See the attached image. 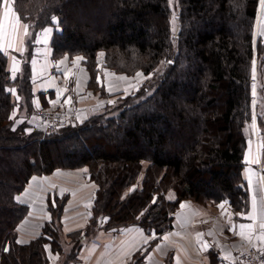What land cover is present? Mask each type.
<instances>
[{
    "label": "trees",
    "instance_id": "16d2710c",
    "mask_svg": "<svg viewBox=\"0 0 264 264\" xmlns=\"http://www.w3.org/2000/svg\"><path fill=\"white\" fill-rule=\"evenodd\" d=\"M2 5L0 0V15ZM13 5L30 26L28 59L38 32L51 27L55 59L82 55L92 74L102 52L107 68L141 70L148 77L136 92L116 93L113 107L44 130L30 121L36 108L29 61L12 79L8 57L0 52V264H48V244L63 252L57 225L69 195L50 197L53 218L40 235L21 242L18 229L30 208L17 197L32 177L56 169L86 168L96 187L89 224L72 232L78 243L102 224L106 230L131 224L157 233L172 229L186 199L248 209L244 155L253 116L259 0H178L177 30L168 0H13ZM53 16L59 23L51 22ZM257 49L264 92V42ZM92 84H98L94 77ZM10 88L15 95L6 91Z\"/></svg>",
    "mask_w": 264,
    "mask_h": 264
},
{
    "label": "crops",
    "instance_id": "0c3cea01",
    "mask_svg": "<svg viewBox=\"0 0 264 264\" xmlns=\"http://www.w3.org/2000/svg\"><path fill=\"white\" fill-rule=\"evenodd\" d=\"M52 36L53 29L48 37L47 44L40 43L36 45L33 57V60L36 61L35 65L32 63V84L36 110L43 105L61 104L70 109L72 108V110L82 111V114L85 115L89 109L103 105L108 98L98 92H93L88 87L90 78L88 71H79V75L75 71H71L69 69L70 62L74 63V60L68 56L58 60L53 59ZM61 60H64L63 64L59 63ZM9 68L12 69L11 59L9 60ZM67 69L70 71H67ZM19 72L20 70L16 75ZM110 86L107 87L108 90L109 88L112 90V86ZM121 90L113 91L118 92ZM40 93H44L45 97L42 98ZM87 95L92 99L90 104H81L83 101L87 102ZM69 98H71L70 102L66 103ZM101 102L103 103L101 104ZM37 103L39 107H37ZM244 172L246 176L247 171L244 170ZM95 190L96 187L89 179L86 168L56 169L51 174L32 177L24 192L18 196V200L27 204L30 208L29 213L21 221L18 228L20 241L28 242L41 234L43 225L51 220L48 211V200L55 193H70L62 217L64 230L71 232L84 228L92 215ZM250 190V208L242 213L241 217L227 209L225 211H218L216 208L211 210V208L184 201L181 205L187 204L189 207H180L176 215L174 228L160 235V241L152 246L145 260L132 262L137 251L147 247V243H144L137 233H126L122 230L123 235L121 237L110 239L109 230L103 229L99 232L95 241L85 244L81 260L69 264H166L165 260L170 256L172 258L170 264H244L238 259L236 248L244 244L264 245L255 238L249 243L238 235L240 224L253 223V221L246 219V216L252 211L253 195L257 197L259 210L261 190L257 188L254 180H252ZM193 212L199 214L193 215ZM182 220L184 221L183 226L181 225ZM255 223L257 227L253 237L259 234V217ZM233 226H235L234 229ZM173 233H179V235H172ZM196 233L203 234L202 242L208 244L206 250H201V244H198L196 240ZM209 233L212 234L209 235ZM144 235L149 236L145 231ZM155 236L158 237L159 234ZM166 236L168 240L164 239ZM125 253L128 255H125ZM229 253V258L224 259L225 255ZM50 255L51 258L55 256L54 254ZM52 262L53 258L50 264H53Z\"/></svg>",
    "mask_w": 264,
    "mask_h": 264
},
{
    "label": "rangeland",
    "instance_id": "374dc122",
    "mask_svg": "<svg viewBox=\"0 0 264 264\" xmlns=\"http://www.w3.org/2000/svg\"><path fill=\"white\" fill-rule=\"evenodd\" d=\"M168 2H169V6L171 8V11H172V25H173L174 30H177V27H178V12H179V10H178V7H179L178 6V0H168ZM13 8H14V5H13ZM3 9H4V3L2 5L0 18H2ZM14 11H16L15 8H14ZM174 14H175V20L173 19ZM17 15H18V13H17ZM21 22L22 23H26V22H24L22 20H21ZM262 29H264V20L261 19V9H260V0H259L257 16H256L255 24H254V33H253V35H254V37H253L254 46H255V51H256V56L254 58V60H255V68H256V72H255L256 93H255V96H253V114H255V116H256V126H255V129H253L252 121H251V123L247 127L248 144H247V148H246V151H245V155H246L249 152V149H251V157L252 158H255L257 155H259L260 163H258V164H246V166H245V170L246 171L248 169H251V171L253 173L252 180H254V182L256 183V186H257V188H259V190H261L262 187H264V180H262V177H264V148L259 147L261 144H264V92L263 91L260 92L261 84H260V80H259L260 76H259V72H258L259 71L258 70L259 61L257 59V52H258L257 48H258V45H259V43L261 41L264 42V35L258 34V33H260V31ZM42 30L43 29H41L38 33H40ZM29 34H30V28H29ZM29 34L26 37H24V51H23V53L17 51L15 48H13V49H8L7 50V54H6L7 57H8V60H10L11 57L15 56L16 59L19 62H21L20 71L22 70V66H23V64H24V62L26 60H28L29 63H30L31 71L33 69L32 60H33V57L35 55V48H36L37 43H36V45L33 48V53L31 55V57H29V59H28L27 58V53H28L29 48L27 46V38H28ZM36 39H37V36H36ZM36 39H35V41H36ZM78 56L82 57L83 59L80 60L79 62H76L75 58L78 57ZM68 57L71 58L72 60H74V63L70 62L71 66L69 67V69L71 71H75L76 74L79 71H83V70L88 71V73L90 74L89 75L90 76L89 82L91 81V78L94 77L95 78V82L98 83L97 85L96 84L95 85L92 84L93 88L91 86H88V87L91 90H93V92H98L101 95H102V92L99 89L103 88L106 91V93H107V98L108 99H107V101H105V103L103 105H101L99 107H96V108L90 107L92 109H89L85 115L82 114V111L78 112V111L72 110V108L70 109L67 106H62L61 104H57V105H43L39 109L35 110V113L30 118V121H32L33 124H38V126L41 127L44 130H45V127H44L45 123L40 119L41 118L40 117V113L42 111L58 112L61 115V117H63V121L59 122L57 127L60 124H62L64 121L66 123L75 124L77 122L82 121L87 115H90V114L95 113V112H101L106 107H113L119 101V99L116 98V96H117L116 93L124 92L121 96H124L126 94H130V93H134V92H136L138 90V88L142 85V83L148 77L141 70H139V71H137L136 73H133V74H126V73H119V72H116V71H113V70L107 68L106 65H105V61H104L105 60V55L100 56V54H99V56H98V66L96 67L95 71H92V74L87 69V66H85V64L83 62L84 61V57L82 55H75L73 57H70V56H68ZM53 59H55L54 56H53ZM55 60H58V59H55ZM12 63L13 62H12V59H11V65H12ZM69 69H67V71H70ZM138 72L142 73L143 75L141 77L137 78L136 74ZM78 75H79V73H78ZM121 77H126L127 79H121ZM89 82H88V85H89ZM252 83H253V77H252ZM107 84H109V85H107ZM110 84L112 86V90L111 91H109L107 89V87L110 86ZM130 84L137 85V88H135V89L134 88H129ZM126 88L128 89L127 92H125ZM117 89H122V90L118 91V92L113 91V90H117ZM85 94H87V92H85ZM252 95H253V93H252ZM86 100H87V102L83 101L81 104H86V103L90 104V100H92V99L89 98L88 95H87V99ZM109 100H113V101H115V103L114 104H109L108 103ZM21 112H19V116L20 115L24 116L25 115V111H21ZM259 113L262 116V122L261 123L258 122V114ZM23 116H20V118H23ZM20 118L18 120H20ZM256 150H257L258 154L257 153L255 154ZM245 155H244V161H245ZM245 177H246V179L248 181V176L246 175ZM249 189H250V187H249ZM54 195H59V196H62V197L66 196V195H69V198H70V193L69 192H66V193L65 192L61 193L60 192L59 194L55 193ZM69 198H68V200H69ZM93 200H94V197H93ZM184 201H190V202H193L197 206H201V207L205 206V207L211 208V210H214V208H216L218 211H225L227 209L228 211L230 210L232 212H235V214L237 213L238 215H240V217H241L242 213L246 212L250 208V203H249V206H248L247 210H245V211H235V210L232 209V207L228 203L224 204V209H221L219 207V205L224 203L225 201L220 202L218 204H211V203L203 204V203H199V202H196V201H193V200H190V199H186V200H183L180 203V206H179V208L177 209V211L175 213V219H176L177 213L180 210L181 204ZM250 201H251V190H250ZM48 211H49V213L51 215V219H52L53 216H52V213L50 212L49 208H48ZM91 213H92V210H91ZM63 214H64V211H63ZM63 214H62V217H63ZM106 218L104 219V221L107 220ZM90 219H89L87 225L89 224ZM102 225L96 226V227H92L90 229L89 235L87 237H85V239H83V241L81 243H78L77 236H74L73 233H72L74 231L66 232V230H64V222L61 219L60 223L58 222L57 226L59 228V236H60L59 237V241H60L61 246L63 248V252L62 253L53 252L51 247H50V245L48 244L47 245V253H48V258H49V264L51 263L52 258H53V262H52L53 264H65V262L67 260H70V261H68L67 264H69L70 262H78V261H80L81 260V255H82V252H83V248L85 247V244H87L90 241H95L96 238H98L99 232L103 230V228L101 227ZM130 227H137V228L143 229L138 224H131V225L122 226L120 228L109 229L108 232H109V234H111L110 239L121 237L123 235V233L121 231L124 230L125 228H130ZM104 230H106V229H104ZM144 231L147 234H149V235H151L154 232L155 235L159 234V236L158 237L155 236L154 239H151L147 243V247L145 249L137 251V253L134 255V258H133L132 262H139V261L145 260L146 256L149 254L150 249L152 248V246L156 245L160 241V239H161L160 235H162L164 232H166L168 230H166V231H164L162 233H157L155 231H150V232L146 231V230H144ZM262 249H264V245L263 246H255V245H252V244L251 245L244 244V245H240L238 248H236V252H237L238 259L241 262H243L244 264H258L257 263V259H259V261H260L259 264H264V251H261ZM252 250H253V252H252L253 258L250 256ZM50 254H54L55 255L54 257L55 258L57 257V258L56 259L54 257L51 258ZM72 255L73 256L75 255V257L71 258ZM69 258H71V259H69ZM84 258L85 257L83 256V259ZM165 261H166V264H170L172 262L171 256L169 258H167Z\"/></svg>",
    "mask_w": 264,
    "mask_h": 264
},
{
    "label": "snow or ice",
    "instance_id": "6c2138e0",
    "mask_svg": "<svg viewBox=\"0 0 264 264\" xmlns=\"http://www.w3.org/2000/svg\"><path fill=\"white\" fill-rule=\"evenodd\" d=\"M3 3H4V9H3L2 18H0V52L7 54L8 49L15 48L17 51L23 53V51H24V48H23L24 37H26L29 34V27L30 26L27 23L21 22V17L19 15H17L16 11H14L13 0H3ZM260 9H261V19L264 20V0H260ZM173 19L175 20V14H174ZM51 22L53 24L59 23V21L57 20V17H55V16L51 17ZM51 33H52L51 27L45 28L41 33H38L36 43L37 44H40V43L47 44L48 43V37L51 35ZM258 34L264 35V29H262L260 31V33H258ZM103 55H104V53H100V56H103ZM11 59L13 62L12 63V69H11L12 79H16V73L20 70V62L16 59L15 56L11 57ZM82 59H83L82 57L78 56L75 58V61L79 62ZM32 63H33V65H35L36 61L33 60ZM59 63L63 64L64 60H61ZM255 72H256L255 60H253V85H252L253 96H255V93H256ZM142 75H143L142 73L138 72L136 74V77L138 78V77H141ZM121 79H127V78L121 77ZM129 88L135 89V88H137V85L130 84ZM6 91L11 92L13 95L16 94L15 88L6 89ZM109 91H111V88H109ZM127 91H128V89L126 88L125 92H127ZM16 98H17V100L20 99L19 96H17ZM70 100H71V98H69L68 101H66V103H69ZM102 103L103 102H101V104ZM108 103L114 104L115 101L109 100ZM37 107H39L38 103H37ZM11 118H15V112L13 113V117H11ZM22 122L23 121H17V123H22ZM255 126H256V116H255V114H253V116H252V127H253V129H255ZM13 130H15V129H13ZM259 147L264 148V144H261ZM245 163L246 164H258V163H260L259 155H257L255 158H252L251 157V149H249V152L245 155ZM252 175H253V173H252L251 169H248L247 170V176H248L249 187H251V185H252ZM262 180H264V177H262ZM169 198L171 199L172 197L170 196ZM17 199H19V197H17ZM226 203H227V201L220 204L219 207L221 209H224V204H226ZM181 207L182 208H188L189 206L187 204H183V205H181ZM198 214L199 213L193 212V215H198ZM223 214L224 213L222 212V215ZM141 215H143V213ZM258 217H259V224H258L259 234L255 235V237H253V233L257 227L255 222L257 221ZM246 219L253 221V223L240 224L239 225L240 231L238 232V235L242 239L248 241L249 243L252 242L253 238L260 241L261 243H264V187H262V189H261V196H260V200H259V210H258L257 197L255 195H253V197H252V211L246 216ZM183 224H184V221L182 220L181 225L183 226ZM234 228H235V226H233V229ZM124 231L126 233H133V232L137 233L142 238L144 243H148L149 239L155 238L154 232L149 236H145L144 231L141 228H127V229H124ZM211 234L212 233H209V235H211ZM172 235H179V233H173ZM202 236H203L202 233H196V240H197L198 244H201V250H206L208 248V244H207V242H202ZM164 239L168 240V237L166 236V237H164ZM17 243H20V241H17ZM4 251H8V248L5 247ZM261 251H264V249H262ZM125 255H128V254L125 253ZM229 256H230V253L225 255L224 259H228ZM130 258L131 257L129 256V259Z\"/></svg>",
    "mask_w": 264,
    "mask_h": 264
},
{
    "label": "built area",
    "instance_id": "2783aa9c",
    "mask_svg": "<svg viewBox=\"0 0 264 264\" xmlns=\"http://www.w3.org/2000/svg\"><path fill=\"white\" fill-rule=\"evenodd\" d=\"M40 117V119L45 123V130H54L57 127L58 123L63 121V117H61L58 112L54 111H42L40 113ZM252 252L253 250L251 251L250 256L253 258ZM257 263H260L259 259H257Z\"/></svg>",
    "mask_w": 264,
    "mask_h": 264
}]
</instances>
